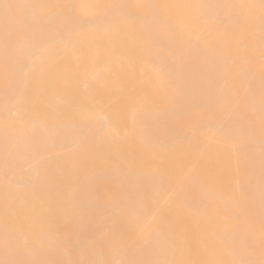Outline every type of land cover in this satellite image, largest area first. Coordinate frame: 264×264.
Wrapping results in <instances>:
<instances>
[{
    "label": "bare ground",
    "instance_id": "6f19581e",
    "mask_svg": "<svg viewBox=\"0 0 264 264\" xmlns=\"http://www.w3.org/2000/svg\"><path fill=\"white\" fill-rule=\"evenodd\" d=\"M0 264H264V0H0Z\"/></svg>",
    "mask_w": 264,
    "mask_h": 264
}]
</instances>
